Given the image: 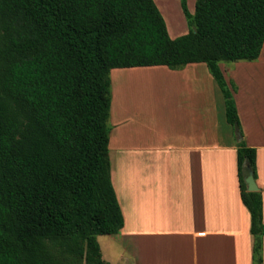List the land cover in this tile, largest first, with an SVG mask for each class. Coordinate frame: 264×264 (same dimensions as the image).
Masks as SVG:
<instances>
[{
	"label": "trees",
	"instance_id": "obj_1",
	"mask_svg": "<svg viewBox=\"0 0 264 264\" xmlns=\"http://www.w3.org/2000/svg\"><path fill=\"white\" fill-rule=\"evenodd\" d=\"M189 31L171 39L153 0H0V264H109L97 236L124 219L111 182L113 69L205 64L240 134L219 63L253 62L264 0H180ZM232 89L235 86L232 84ZM240 198L262 264L256 150L237 144Z\"/></svg>",
	"mask_w": 264,
	"mask_h": 264
},
{
	"label": "crops",
	"instance_id": "obj_2",
	"mask_svg": "<svg viewBox=\"0 0 264 264\" xmlns=\"http://www.w3.org/2000/svg\"><path fill=\"white\" fill-rule=\"evenodd\" d=\"M153 2L169 37L185 35L186 29H170L173 17L164 1ZM219 68L242 138L226 121L221 90L205 64L168 68L165 127H129L119 105L109 159L124 226L107 236L122 250L121 264H253L255 240L240 198L236 149L243 140L256 150L264 224V44L256 61Z\"/></svg>",
	"mask_w": 264,
	"mask_h": 264
},
{
	"label": "rangeland",
	"instance_id": "obj_3",
	"mask_svg": "<svg viewBox=\"0 0 264 264\" xmlns=\"http://www.w3.org/2000/svg\"><path fill=\"white\" fill-rule=\"evenodd\" d=\"M163 1L173 17L172 23H169L170 29L175 28L178 31L186 29L185 34H187L189 27L186 18L183 16L184 14L180 15L177 12V2H180V0ZM195 2L196 0H186L187 10L192 15L195 10ZM237 63L245 62H223L220 64L228 68ZM123 71L125 69H113L110 72L112 101L108 125L111 132L116 129L114 123L120 114L122 115L121 118L129 119V127L142 129L165 127L164 116H162L164 111L161 108H168V86L166 85L168 82V68L143 67L133 69L131 72ZM123 76L125 78L130 77L131 81ZM119 105H121V113L117 115ZM113 127L115 128L113 129ZM109 239V236L106 235L97 236L100 249L106 260H109L112 264H121L119 254H122V250L118 249V245L111 243Z\"/></svg>",
	"mask_w": 264,
	"mask_h": 264
},
{
	"label": "water",
	"instance_id": "obj_4",
	"mask_svg": "<svg viewBox=\"0 0 264 264\" xmlns=\"http://www.w3.org/2000/svg\"><path fill=\"white\" fill-rule=\"evenodd\" d=\"M244 181H245L246 186H247V191H249V192L259 191L258 185L256 184V181L252 175V172L248 167L245 168Z\"/></svg>",
	"mask_w": 264,
	"mask_h": 264
},
{
	"label": "bare ground",
	"instance_id": "obj_5",
	"mask_svg": "<svg viewBox=\"0 0 264 264\" xmlns=\"http://www.w3.org/2000/svg\"><path fill=\"white\" fill-rule=\"evenodd\" d=\"M123 77H124V76H123ZM124 78H125V77H124ZM125 79H128V81H131V80H130V79H131L130 77H128V78H125ZM120 104H121V103H120ZM112 151H113V150H112Z\"/></svg>",
	"mask_w": 264,
	"mask_h": 264
}]
</instances>
